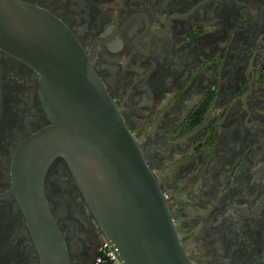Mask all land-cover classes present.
Here are the masks:
<instances>
[{
  "label": "flooded vegetation",
  "instance_id": "1",
  "mask_svg": "<svg viewBox=\"0 0 264 264\" xmlns=\"http://www.w3.org/2000/svg\"><path fill=\"white\" fill-rule=\"evenodd\" d=\"M75 32L169 196L196 264H264V0H23ZM50 124L40 76L0 49V264H43L13 187L23 140ZM71 264L105 235L68 163L46 178Z\"/></svg>",
  "mask_w": 264,
  "mask_h": 264
},
{
  "label": "water",
  "instance_id": "2",
  "mask_svg": "<svg viewBox=\"0 0 264 264\" xmlns=\"http://www.w3.org/2000/svg\"><path fill=\"white\" fill-rule=\"evenodd\" d=\"M0 49L40 76L50 124L19 145L14 194L43 264H71L46 194L63 158L105 238L125 264H196L179 233L169 196L105 80L75 32L51 10L0 0Z\"/></svg>",
  "mask_w": 264,
  "mask_h": 264
},
{
  "label": "built area",
  "instance_id": "3",
  "mask_svg": "<svg viewBox=\"0 0 264 264\" xmlns=\"http://www.w3.org/2000/svg\"><path fill=\"white\" fill-rule=\"evenodd\" d=\"M95 264H125L110 240L104 238L99 246Z\"/></svg>",
  "mask_w": 264,
  "mask_h": 264
}]
</instances>
